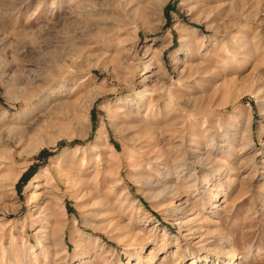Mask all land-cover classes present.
<instances>
[{
  "label": "rangeland",
  "instance_id": "374dc122",
  "mask_svg": "<svg viewBox=\"0 0 264 264\" xmlns=\"http://www.w3.org/2000/svg\"><path fill=\"white\" fill-rule=\"evenodd\" d=\"M0 264H264V0H0Z\"/></svg>",
  "mask_w": 264,
  "mask_h": 264
},
{
  "label": "bare ground",
  "instance_id": "6f19581e",
  "mask_svg": "<svg viewBox=\"0 0 264 264\" xmlns=\"http://www.w3.org/2000/svg\"><path fill=\"white\" fill-rule=\"evenodd\" d=\"M49 124H50V128H51V126H53V124H51V122H49ZM48 129V128H47ZM46 129V130H47ZM41 131V130H40ZM44 131H45V129H44ZM42 132V131H41ZM48 132V131H47ZM44 133H45V135H46V132H43V135H44ZM24 140V139H23ZM225 240H227L226 239V237L225 236H222V238L219 240V242H218V244L220 245V246H223L224 245V243H226L225 242Z\"/></svg>",
  "mask_w": 264,
  "mask_h": 264
}]
</instances>
